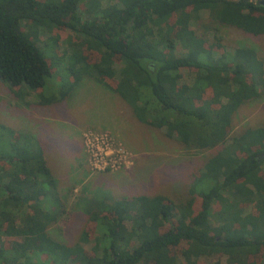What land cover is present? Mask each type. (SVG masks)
<instances>
[{
  "label": "trees",
  "instance_id": "1",
  "mask_svg": "<svg viewBox=\"0 0 264 264\" xmlns=\"http://www.w3.org/2000/svg\"><path fill=\"white\" fill-rule=\"evenodd\" d=\"M102 1L0 0V81L17 97L32 93L36 103L49 105L88 77L116 94L139 123L184 147L214 152L185 200L110 198L85 211L79 241L65 245L47 232L62 196L43 149L31 135L13 133L0 149V264H41L32 260L39 255L48 264H197L212 254L228 264H258L264 124L228 133L234 112L264 84L263 61L250 48L227 51L218 38L196 36L190 22L205 12L219 25L264 35V6L256 0ZM59 29L73 35L65 38L70 80L45 89L59 66L52 34ZM247 206L252 213H243Z\"/></svg>",
  "mask_w": 264,
  "mask_h": 264
},
{
  "label": "rangeland",
  "instance_id": "2",
  "mask_svg": "<svg viewBox=\"0 0 264 264\" xmlns=\"http://www.w3.org/2000/svg\"><path fill=\"white\" fill-rule=\"evenodd\" d=\"M101 3L104 4V0ZM84 8L82 6L81 11ZM190 26L196 36L207 41L218 38L227 51L241 46L254 50L264 65L263 34L252 36L236 28L219 25L205 12H199ZM52 34L58 38L54 56L59 59V66H53L45 89L59 79L63 83L70 80L68 71L64 70L65 55L69 51L65 38L73 35L69 30L61 29L54 30ZM48 35H42L39 45L46 41ZM45 89L44 94H48ZM262 124L264 84L259 87L256 97L244 101L234 112L228 135ZM17 132L38 140L45 163L57 179L62 204L57 219L47 227V232L65 245L79 241L86 220L85 211L92 206L98 207L100 202L99 207L107 206L110 198L161 194L176 203L185 200L196 172L214 152L212 148L184 147L173 139L165 138L159 129L139 123L116 94L88 77H81L67 97L49 105L36 103L32 93L17 97L8 89L6 82L0 81V149L7 147V141ZM95 138L98 144L100 138L109 141V160L105 168H94L89 161L85 143L89 146ZM218 207L215 203L212 213L215 214ZM252 211L253 208L247 206L243 213ZM175 257L179 261L178 256ZM34 259L48 264L45 255L32 256ZM258 261V264H264V253ZM197 264L228 263L224 255L212 254L201 256Z\"/></svg>",
  "mask_w": 264,
  "mask_h": 264
},
{
  "label": "built area",
  "instance_id": "3",
  "mask_svg": "<svg viewBox=\"0 0 264 264\" xmlns=\"http://www.w3.org/2000/svg\"><path fill=\"white\" fill-rule=\"evenodd\" d=\"M109 141L105 138L94 139V143H90L88 146L87 143H85V147L88 151L89 161H92L91 164L94 166V168L100 169L105 168L106 163L109 160V151H108Z\"/></svg>",
  "mask_w": 264,
  "mask_h": 264
},
{
  "label": "water",
  "instance_id": "4",
  "mask_svg": "<svg viewBox=\"0 0 264 264\" xmlns=\"http://www.w3.org/2000/svg\"><path fill=\"white\" fill-rule=\"evenodd\" d=\"M258 5L264 6V0H256Z\"/></svg>",
  "mask_w": 264,
  "mask_h": 264
},
{
  "label": "crops",
  "instance_id": "5",
  "mask_svg": "<svg viewBox=\"0 0 264 264\" xmlns=\"http://www.w3.org/2000/svg\"><path fill=\"white\" fill-rule=\"evenodd\" d=\"M130 110V109H129ZM130 113H131V111H130ZM135 119V118H134ZM54 177V176H53ZM56 179V178H55ZM56 181H57V179H56Z\"/></svg>",
  "mask_w": 264,
  "mask_h": 264
}]
</instances>
